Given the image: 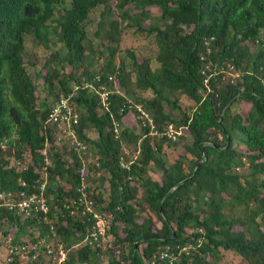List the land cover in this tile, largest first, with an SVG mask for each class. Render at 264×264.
I'll list each match as a JSON object with an SVG mask.
<instances>
[{
    "label": "trees",
    "instance_id": "obj_1",
    "mask_svg": "<svg viewBox=\"0 0 264 264\" xmlns=\"http://www.w3.org/2000/svg\"><path fill=\"white\" fill-rule=\"evenodd\" d=\"M263 32L264 0H0V192L17 193L0 204L1 233L61 241L65 264H150L186 243L174 264H219L220 250L264 264ZM28 38L65 52L36 70ZM230 63L235 85H203ZM99 76L123 89L109 105ZM41 191L47 213L20 211L21 193ZM98 219L104 250L91 243Z\"/></svg>",
    "mask_w": 264,
    "mask_h": 264
},
{
    "label": "built area",
    "instance_id": "obj_2",
    "mask_svg": "<svg viewBox=\"0 0 264 264\" xmlns=\"http://www.w3.org/2000/svg\"><path fill=\"white\" fill-rule=\"evenodd\" d=\"M96 93H100L99 88H93ZM102 100L106 104L107 94L106 92H101ZM68 102V97H61L56 107L51 112V117L56 120L57 116L61 112V108L66 109ZM107 105V104H106ZM64 117V116H63ZM62 117V119H63ZM188 129L186 126H179L177 134L182 135L183 132H186ZM167 131L172 135L174 130V125L169 124ZM45 183L41 184V189H43ZM21 202L19 203L20 211H24L26 215H30L32 212L38 213H47L49 210L47 200L44 193L34 192L31 195L28 193H21ZM108 222V219H107ZM104 219H98L95 223L98 227V232L93 233L92 236V246L104 250L110 246V242L106 232V226H103ZM12 253L15 254L16 261L18 264H37L38 261L40 264H65L67 260V249L64 247L62 242L51 241L46 242L44 240L40 242L32 241H23L13 247ZM161 257H168L167 253H163ZM101 258L104 260V255H101ZM8 262H13L11 258L7 259ZM107 260V258L105 259ZM10 263V264H11ZM84 264H89L85 262Z\"/></svg>",
    "mask_w": 264,
    "mask_h": 264
},
{
    "label": "clouds",
    "instance_id": "obj_3",
    "mask_svg": "<svg viewBox=\"0 0 264 264\" xmlns=\"http://www.w3.org/2000/svg\"><path fill=\"white\" fill-rule=\"evenodd\" d=\"M54 19H56V18H54ZM226 69H228V71L225 74H212V75L209 76L208 79H204L203 80V85L207 84L209 82V80L211 79V77L214 76V75H220L223 80L229 81L231 84L235 85L236 80L242 74V71L236 70L234 68V64L233 63L228 64ZM240 78H241V76H240ZM108 81H110L111 84H112L113 77L112 76H108ZM96 86L100 90V99H101L102 103H104V102L102 100L101 92H106V94H107L106 104L107 105H109V103L111 101V99H110L111 93L116 92V93L123 94V89L121 87L118 88V87H113L112 86L111 89H108L106 81L103 82L102 81V77H100V76L98 78V84ZM218 139L221 140L222 139V135H219ZM240 146L243 147L242 144H238V145H236V148L238 150H241V149L238 148ZM238 170H240V169L237 168V171ZM32 193H34V192H31L29 195H31ZM16 195H17V193H13L12 191L6 192V194L4 192H0V204H1V206L7 205V203L10 200H12L13 197H15ZM47 204H49V203L47 202ZM15 213L17 214L18 212L15 211ZM43 220H45L47 222L51 221L50 219H48L46 217ZM106 237H108V239L110 237L109 242H110V246H111L112 245V242H111L112 237L110 235H108V234H107ZM51 241L54 242V241H58V240H53L52 239ZM51 241L48 240L46 242H51ZM21 242H23V237L21 238ZM21 242H19V241L15 242L10 234H5V233L3 234V233H1V230H0V244H1L0 245V260H1L2 264H10L11 263V262H8L7 259L11 258V255L13 254L12 253L13 247L16 246V244H19ZM58 242H61V241H58ZM190 248H191V244H189V243H186V244H184L182 246L175 245L174 247H172L171 245H165V247L161 251H159L158 254H154L153 255V260L151 261L150 264H174L175 260L178 259L179 255L182 254V253L188 254L189 251H190ZM171 249H173V250H171ZM163 253H167L168 257H161V255ZM106 258L107 257L104 256V260H103L101 258V256H100V259H102V261H104V262L108 261V258H107V260H105ZM11 264H13V263H11Z\"/></svg>",
    "mask_w": 264,
    "mask_h": 264
},
{
    "label": "rangeland",
    "instance_id": "obj_4",
    "mask_svg": "<svg viewBox=\"0 0 264 264\" xmlns=\"http://www.w3.org/2000/svg\"><path fill=\"white\" fill-rule=\"evenodd\" d=\"M103 10L102 6H99L96 9H93L89 15V26L91 28H95L96 24L98 21L102 20L101 16H100V12ZM55 15H57V12L55 13ZM89 37H93L92 33H90ZM262 37H264V32L262 33ZM144 41L142 40V42H140V40H131V41H127L124 40L120 51H118V54L120 56L124 55V50L128 49L129 47H135V48H140L142 47ZM51 48L50 49H45L42 46H39L35 43L32 42L31 38H28L26 40V44H25V49L28 55L31 54H36L37 55V59H38V67L34 68V69H38L41 68L42 63L46 60L47 56L49 55L50 50H52L53 48L56 50H59L61 52H65L63 48H57V47H61L62 45L59 43H56L55 45H50ZM150 46L153 47L154 43H150ZM56 47V48H55ZM144 51V50H143ZM148 51L149 53H151L152 49L150 50H145ZM144 51V52H145ZM98 64H100V62H98ZM31 71L33 69H30ZM183 104L187 105L188 102H182ZM184 105V106H185ZM245 108H242V106L240 107L241 110H244L243 113L246 112L247 108L249 107L248 105H243ZM239 149L243 150V147H238ZM168 156L170 158L171 161H173L176 156H177V151H173L171 152L170 150L168 151ZM240 171V170H238ZM221 251V255H220V262L219 264H241L242 263V259L234 252V251H224V250H220ZM1 261V260H0Z\"/></svg>",
    "mask_w": 264,
    "mask_h": 264
}]
</instances>
